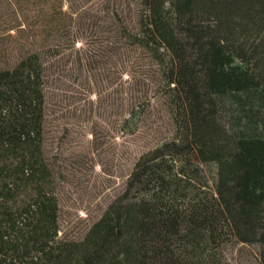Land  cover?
<instances>
[{
	"label": "trees",
	"instance_id": "1",
	"mask_svg": "<svg viewBox=\"0 0 264 264\" xmlns=\"http://www.w3.org/2000/svg\"><path fill=\"white\" fill-rule=\"evenodd\" d=\"M89 1L0 0V264H222L231 239L264 264V0H135L104 19ZM109 38L120 72L141 53L154 68L172 135L81 239H64L44 133L51 59L86 39L101 58Z\"/></svg>",
	"mask_w": 264,
	"mask_h": 264
},
{
	"label": "rangeland",
	"instance_id": "2",
	"mask_svg": "<svg viewBox=\"0 0 264 264\" xmlns=\"http://www.w3.org/2000/svg\"><path fill=\"white\" fill-rule=\"evenodd\" d=\"M134 1L91 0L86 8L97 18L114 13L125 18L134 13ZM109 28L106 20L104 29ZM86 41L53 57L47 79L46 150L55 171L58 236L69 240L85 235L124 191L136 159L167 141L173 129L163 91L155 84L154 68L143 54L133 67L120 72L121 62L109 53L116 43L110 38L104 41L107 52L100 58L89 52L99 45ZM120 45L131 49L127 42ZM140 92L142 112L135 121L126 122L130 97ZM205 170L213 171L214 166L209 164ZM221 257L222 264H260L258 246L235 239L222 245Z\"/></svg>",
	"mask_w": 264,
	"mask_h": 264
}]
</instances>
